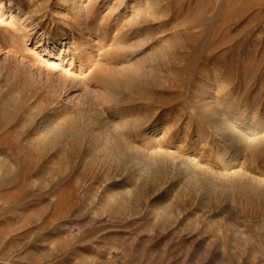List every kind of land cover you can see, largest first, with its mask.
Segmentation results:
<instances>
[{"label": "rangeland", "instance_id": "obj_1", "mask_svg": "<svg viewBox=\"0 0 264 264\" xmlns=\"http://www.w3.org/2000/svg\"><path fill=\"white\" fill-rule=\"evenodd\" d=\"M0 264H264V0H0Z\"/></svg>", "mask_w": 264, "mask_h": 264}, {"label": "bare ground", "instance_id": "obj_2", "mask_svg": "<svg viewBox=\"0 0 264 264\" xmlns=\"http://www.w3.org/2000/svg\"><path fill=\"white\" fill-rule=\"evenodd\" d=\"M92 50H93V48L91 47V48H89L88 49V55L90 56V54L92 53ZM87 53V52H86ZM135 77H133V75H132V72H123L122 73V75H121V81H122V84L121 85H123L124 87H127V88H129V86H130V84L132 85V82L134 81L133 79H134ZM105 81V80H104ZM106 82V81H105ZM119 86V83H117L116 81H114V88L115 87H117V86ZM112 86V85H111ZM115 89H117V88H115ZM226 118H228V117H226ZM224 120H225V118H224ZM227 121H229V119L227 120ZM224 122V121H223ZM226 122V121H225ZM237 123L239 124V126H241L240 124V122L239 121H237ZM105 126L106 127H108V129H110V123H108V122H106L105 121ZM224 126V125H223ZM238 126V127H239ZM232 127H226V128H223V130L222 131H224L225 133H222L223 135H228L229 134V138H230V134H234L235 136H233V139H235V137L237 138V140H239V141H242V139H243V134H237L235 131H233L232 129H231ZM239 129V128H238ZM246 131V130H245ZM228 133V134H227ZM232 136V135H231ZM245 138V137H244ZM121 140V139H120ZM119 140V141H120ZM123 140V139H122ZM125 140V139H124ZM244 141V140H243ZM123 142H121V144H122ZM128 143V142H127ZM245 143V142H244ZM124 145V144H123ZM127 145V144H126ZM133 148V147H132ZM130 151H131V149H130ZM135 151V150H134ZM165 154V153H164ZM141 159V158H140ZM139 159V160H140ZM174 162V161H173ZM176 162V161H175ZM174 162V163H175ZM176 163H178V162H176ZM183 165V164H182ZM184 167H185V165H184Z\"/></svg>", "mask_w": 264, "mask_h": 264}]
</instances>
